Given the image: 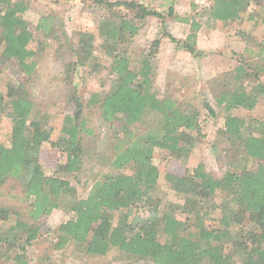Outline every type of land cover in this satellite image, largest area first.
<instances>
[{
	"label": "trees",
	"instance_id": "1",
	"mask_svg": "<svg viewBox=\"0 0 264 264\" xmlns=\"http://www.w3.org/2000/svg\"><path fill=\"white\" fill-rule=\"evenodd\" d=\"M84 1L108 10L98 25L106 59L100 61L96 55V35L79 31L61 79L71 84L81 66L91 75L102 68L109 71L110 90L103 98L93 94L91 100H100L105 120H119L121 134L116 137L125 145L116 147L114 171L96 180L89 194L80 197L73 181L83 169V131L88 128L79 97L66 90L76 107L55 126V114L41 109L28 84L10 85L5 94L0 84V124L3 117L9 119L11 133L8 145L0 143V185L16 181L31 200L28 217L0 203V256L27 264L29 246L46 235L40 234L41 215L63 207L72 216L57 229V250L69 243L91 256L115 250L123 259L121 264L145 260L153 264H264V120L233 113L237 109L251 112L264 94V41L255 59L242 60L208 80L211 98L203 97L200 105L192 100L179 102L153 84L156 72L151 57L159 40L153 41L148 52L134 44L146 18L155 16L164 22L165 13L140 0ZM252 6L259 8L252 10L248 20L264 24V0H211L209 18L238 22ZM28 8V0H0V59L13 60L19 71L32 76L43 53L53 45L49 35L56 28L50 14L42 15L32 28L25 18ZM167 14H176L173 6ZM179 18L191 24L190 33L184 39L167 35L196 56L202 25L195 16ZM246 37L247 41L255 39L250 30ZM193 91L195 98L201 95L199 89ZM150 112L161 117L157 127L137 135L132 126ZM210 124L216 128L212 141L222 145L230 168L216 176L199 162L189 174H168L177 201L158 196L161 171L153 156L169 151L177 158L192 157V147ZM46 144L61 151V162L52 175L45 173L38 160ZM128 167L131 173L124 170ZM117 214L121 219L115 224ZM247 223L251 227L244 234Z\"/></svg>",
	"mask_w": 264,
	"mask_h": 264
},
{
	"label": "rangeland",
	"instance_id": "2",
	"mask_svg": "<svg viewBox=\"0 0 264 264\" xmlns=\"http://www.w3.org/2000/svg\"><path fill=\"white\" fill-rule=\"evenodd\" d=\"M155 9L165 13L164 22L159 17L149 16L141 25L139 33L134 37V44L148 52L154 40L158 39V47L151 57L153 70L156 75L153 84L159 88L162 94H169L177 98L179 102L192 100L197 105L202 103L203 97L211 98L208 92L211 82L209 79L217 74H222L235 67L242 60H253L261 51V40L264 41V24L254 25L255 21L248 20L253 13L252 8L244 14V18L238 22H221L209 18L211 0H140ZM29 8L25 13L26 19L33 27L44 14L52 15L55 20L56 32L49 35L53 45L43 53L38 63V70L32 76L19 71L13 60L2 61L0 59V84L5 94L8 87L17 83L28 84L33 96L38 100L41 109L51 111L57 119L54 125L59 126L64 113L73 112L75 105L66 97L71 94L79 97L82 103L83 113L87 119V131H83L85 155L83 169L78 172V177L73 181L80 197H86L96 180H101L113 170L112 162L116 157L118 145L124 146L125 141H119L116 137L121 134L119 120L108 121L101 115V102L98 99L91 100L93 94H101L102 98L112 86L109 71L99 69L98 73L89 74L88 68L81 66L73 75V81L63 82L62 73L64 64L71 59V52L77 40V32L90 31L96 37L95 52L100 61H105L104 48L100 46L99 21L108 10L101 4L86 2L84 0H28ZM173 6L176 14L168 15V8ZM195 16L201 23L196 56L190 53L182 45H177L167 35L170 33L178 38H186L191 31V24L179 20V17ZM261 19V18H260ZM247 30H250L255 39L247 41ZM59 35V36H56ZM55 42V43H54ZM60 45V46H59ZM62 78V79H61ZM264 80V76L262 77ZM67 83V84H66ZM195 89H199L201 95L194 97ZM68 91V92H69ZM247 119L249 116L264 120V94L260 97L258 106L251 112L242 109L233 110ZM142 122L132 126L137 135L143 136L157 127L158 113H147ZM212 121V118H210ZM215 125V124H214ZM204 131L205 135L199 137L192 147V157H180L162 151L153 156L154 162L159 166L161 177L159 180L158 196L171 198L176 196L171 189V181L168 174H189L197 163L204 162L206 171L222 176L230 168V160L222 145L214 144L215 126L210 124ZM10 120L3 117L0 124V143L8 145L10 142ZM121 143V144H120ZM58 148L46 144L40 152V160L47 175L57 172L61 162ZM238 164V163H237ZM234 166L235 164H231ZM127 173L132 170L124 169ZM218 202L221 196H215ZM0 203L6 204L13 211L19 212L23 217H28L31 200L25 197L22 187L16 181H10L0 185ZM221 209L218 208L215 217H220ZM72 213L65 209H54L50 214H42L40 222L42 228L27 252V264H121L120 256L115 250L104 256H91L75 243H69L63 249L57 250V229L59 225L69 219ZM121 215L117 214L114 223L117 224ZM251 227L247 223L243 228L244 234ZM24 235H26L24 233ZM235 237V236H234ZM164 240V235L161 236ZM0 264H17L0 256ZM138 264H153L150 261H139Z\"/></svg>",
	"mask_w": 264,
	"mask_h": 264
},
{
	"label": "crops",
	"instance_id": "3",
	"mask_svg": "<svg viewBox=\"0 0 264 264\" xmlns=\"http://www.w3.org/2000/svg\"><path fill=\"white\" fill-rule=\"evenodd\" d=\"M30 7V6H29ZM25 18H26V16H25Z\"/></svg>",
	"mask_w": 264,
	"mask_h": 264
}]
</instances>
